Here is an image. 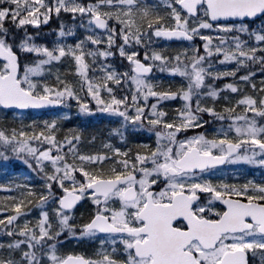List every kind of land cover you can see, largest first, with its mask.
Masks as SVG:
<instances>
[{
	"label": "rangeland",
	"instance_id": "1",
	"mask_svg": "<svg viewBox=\"0 0 264 264\" xmlns=\"http://www.w3.org/2000/svg\"><path fill=\"white\" fill-rule=\"evenodd\" d=\"M179 1H166L171 11L170 16L162 17L163 24L185 29L197 41L172 47L160 40L162 28L148 26L151 18L147 10L143 11L144 0H0V24L10 5L26 26H42L52 17L61 18L63 30L50 34L48 42L25 41L19 45L22 55L37 58V64L22 71L20 81L38 96L67 99L60 110L46 116L7 113L0 107V144L12 146L20 157L15 162L23 163L19 165L38 181L34 185L0 178V182L6 181L0 202L14 204L12 215L0 210V264H61L68 255H83L91 264H147L133 255L132 242L127 238L87 230V223L97 213L109 216L117 225H128L133 209L123 205L125 188L103 199L86 189L88 176H84V183L74 180L71 162L80 147L86 148L89 161L98 163L105 156L103 151L121 155L141 140L139 145L146 154L134 168L149 179L148 174L161 171L159 162L164 158L181 156L194 146L206 153H224L229 141L240 147L236 156L246 162L242 166L249 167L247 162L255 161L264 168V153L254 150L262 141L259 137L264 136V125L251 122L253 116L246 117L258 115L264 106V96L260 95L264 92V69L247 65L256 57V49L264 53V23L257 27L249 23L213 25L205 7L197 17H189L179 9ZM95 16L111 21L104 34L97 33L92 22ZM147 31L151 34L143 37ZM153 36L160 39L153 42ZM166 54L175 55L174 61H183L182 67L177 65L172 71L177 74L174 78L165 72ZM136 58L151 63L154 75L145 78L131 73L128 64L132 69ZM241 67L254 71L238 76ZM0 72H7V63L1 60ZM204 79L210 82L205 84ZM225 79L230 80L224 88L203 94ZM204 113L214 115L216 122H225L219 129L203 131ZM77 117L87 125L80 140H58V130ZM114 133L125 138L124 149L108 139ZM112 163L108 168L111 175ZM184 181L176 179L160 196L170 197V190ZM260 183L254 177L247 178L244 195L264 198V182ZM139 187L143 185L139 183ZM68 191L81 192L84 198L75 209L65 212L60 198ZM238 246L254 248V262L264 264V255L257 253L264 244L254 234L228 236L215 253L199 246L194 251L205 264H214L223 253Z\"/></svg>",
	"mask_w": 264,
	"mask_h": 264
},
{
	"label": "water",
	"instance_id": "2",
	"mask_svg": "<svg viewBox=\"0 0 264 264\" xmlns=\"http://www.w3.org/2000/svg\"><path fill=\"white\" fill-rule=\"evenodd\" d=\"M204 0H183L181 5L185 10L196 15L197 8L203 4ZM210 9V17L213 22L218 21H233L242 19L254 20L264 14V0H207ZM94 24L100 31H105L108 28V21L103 17H95ZM163 37L167 40H192L186 32L183 31H164ZM0 58L9 62V74L2 76L0 74V105L4 108L29 111V110H51L59 107L61 104L57 100L49 98H40L25 91L19 78L20 66L18 55L6 50L0 46ZM134 71L139 75H149L151 67L144 65L142 62H136ZM260 147L264 149V144ZM228 155H233L237 152L235 145L230 143L227 145ZM226 162L224 156H214L209 154H201L197 148L187 151L181 160L182 165L188 169L184 170H202L208 166L221 165ZM135 178L134 174L121 177L115 180L101 179L88 186L97 195L107 196L121 184H124ZM136 197L134 188H129L125 192V198L133 199ZM81 196L72 192L68 193L62 199V207L69 210L72 209L79 201ZM178 197L175 198L176 204ZM157 206L149 201L147 207L141 213L157 212ZM259 206V205H258ZM256 204L250 206L240 205L237 209H231L225 215V219L214 226H208L207 230L190 234L185 237L190 242L194 238H199L206 248H213L218 242L222 232L244 230L245 219L248 216L255 217L256 222L260 223V230L264 232V210L256 208ZM261 207V206H259ZM144 218V217H143ZM148 224L147 232L150 235V242L145 244H136L135 250L140 257L154 254L152 264H198L195 258L185 257L183 255L186 243L184 238L173 233L171 235L167 226L159 221H154L145 218ZM89 229H98L104 233L127 232L132 235H138L144 231H135L129 229L117 228L111 224L110 220L103 215L96 216L90 225ZM63 264H89L83 257H68ZM220 264H248L247 255L244 251L238 250L229 253Z\"/></svg>",
	"mask_w": 264,
	"mask_h": 264
},
{
	"label": "trees",
	"instance_id": "3",
	"mask_svg": "<svg viewBox=\"0 0 264 264\" xmlns=\"http://www.w3.org/2000/svg\"><path fill=\"white\" fill-rule=\"evenodd\" d=\"M7 2V1H5ZM12 8V7H11ZM153 8V14H151L149 11ZM147 10V13H149V18L151 20L148 22L150 25L149 27H153L155 29H160L161 27H165L162 21V17L164 15L170 16V8L167 6L166 3H163L162 1L152 0V5L149 8H145L144 11ZM158 15V17H156ZM23 19L22 16H19V12L14 9H10L8 13H6V19L2 24H0V39L7 45L8 47L12 48L13 50H18V47L21 43L25 41H39V42H48L49 35L54 34L61 29H63L61 25V18H55L52 17L46 24L44 23L42 26H34L33 25H23L22 23ZM20 23V24H19ZM147 26V25H146ZM151 31V30H150ZM150 31H147L149 34H151ZM34 56H24L21 55V64L22 69H25L29 65H33L37 63V58ZM172 65H169V68ZM210 81H205V84H208ZM204 83V80H203ZM221 86V83H218L216 85V88H219ZM262 109H260L261 111ZM45 115V114H43ZM261 124H264V114H261L258 116ZM208 118V116H206ZM213 119V118H212ZM208 119L207 125L203 127V129L212 128L214 126H220V121L213 123V120ZM77 121L75 122H68L61 130H58L57 133V139L58 140H64L68 139H74L75 141L79 138L81 135V132H84V129L86 128V125L80 121V119L77 117ZM215 122V121H214ZM224 122L221 121V124ZM15 129L16 126L12 125ZM219 128V127H218ZM18 131L20 129L17 128ZM39 131H44L42 128H37ZM200 130V129H199ZM45 137H49V134L46 133ZM80 140V138H79ZM112 140L120 146L124 147L122 145V142H124V138L120 137L119 135H114L112 137ZM3 145V144H2ZM83 159L78 158L77 163L74 164V172L76 174L74 180L77 182L83 183V177L84 174H88L89 176H92L93 178H99V177H109L108 168L112 163V166H114L115 170L120 172H128L132 169V166L135 164L136 157L141 156L142 154H145L144 147L140 146L139 143L136 144L131 148L130 155H127L126 157H123L121 155H113L112 153L109 154L108 159L105 162L100 163L97 165V162L95 161H88L83 156V151H79ZM70 154V153H69ZM16 158L20 159L19 156H17L16 152L12 147L10 146H0V174L2 178L8 179L9 177L15 178V180L20 182H30L34 185H38V181L34 180L32 175L23 167L16 164ZM20 163V162H19ZM100 169V170H97ZM98 171V172H97ZM5 179H2L0 184V194L4 192L1 188L2 185L5 183ZM55 184V183H54ZM1 200V199H0ZM11 205V204H10ZM10 205H3L0 202V210L6 212L7 214H10L13 212V209Z\"/></svg>",
	"mask_w": 264,
	"mask_h": 264
},
{
	"label": "flooded vegetation",
	"instance_id": "4",
	"mask_svg": "<svg viewBox=\"0 0 264 264\" xmlns=\"http://www.w3.org/2000/svg\"><path fill=\"white\" fill-rule=\"evenodd\" d=\"M236 158L237 157H231L228 159V162L225 165L208 169L203 172L188 174H181L180 172H177L176 177L186 175L191 179H194L184 182L182 184L183 188L176 191L185 192L191 197L197 198V202L191 208L193 214L197 218L206 219L209 221L219 220L227 208L226 203L229 199H241L248 202L256 201L264 203V199H255L253 197H247L244 195L247 193V191H244L242 180L239 179V177H241L243 174V166L240 162H233V159ZM179 159L180 157L172 158V165L168 166L177 169ZM137 181L138 178L134 183L136 184ZM157 182L158 183L152 187V189H154L156 192L155 195H159L163 189V186L169 182L168 175L166 176L162 173L161 178ZM197 186L201 187V189H197ZM173 195L171 198L161 199L157 202L169 203L172 201ZM142 225L143 222L139 219V217L134 218L132 227L137 228L141 227ZM174 225L177 228L186 229V225L181 220L176 222ZM249 232H255L258 237L260 236L262 238V242L264 243V234L258 232V226H254V228ZM249 232H245L244 234ZM144 239L145 237L141 238V240ZM263 255L264 251L260 250L259 256ZM249 259L250 263L254 264L250 254Z\"/></svg>",
	"mask_w": 264,
	"mask_h": 264
}]
</instances>
